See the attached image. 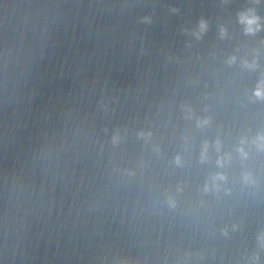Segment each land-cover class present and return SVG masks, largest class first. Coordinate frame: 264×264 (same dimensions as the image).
I'll use <instances>...</instances> for the list:
<instances>
[{"label": "water", "instance_id": "1", "mask_svg": "<svg viewBox=\"0 0 264 264\" xmlns=\"http://www.w3.org/2000/svg\"><path fill=\"white\" fill-rule=\"evenodd\" d=\"M257 90L264 0H0V264H264Z\"/></svg>", "mask_w": 264, "mask_h": 264}, {"label": "clouds", "instance_id": "2", "mask_svg": "<svg viewBox=\"0 0 264 264\" xmlns=\"http://www.w3.org/2000/svg\"><path fill=\"white\" fill-rule=\"evenodd\" d=\"M241 22L246 24L247 25V31L251 32V31L254 30L253 29V25H255L257 23V18L256 17H249V16H246V15H242L241 16ZM201 27H203V24L201 25ZM256 95L258 97L262 96V95H264V92H262L260 90H257Z\"/></svg>", "mask_w": 264, "mask_h": 264}]
</instances>
